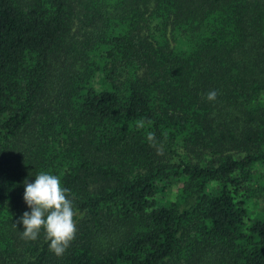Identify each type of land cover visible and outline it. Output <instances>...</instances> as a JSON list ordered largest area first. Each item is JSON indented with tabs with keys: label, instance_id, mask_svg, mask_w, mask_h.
I'll return each instance as SVG.
<instances>
[{
	"label": "trees",
	"instance_id": "16d2710c",
	"mask_svg": "<svg viewBox=\"0 0 264 264\" xmlns=\"http://www.w3.org/2000/svg\"><path fill=\"white\" fill-rule=\"evenodd\" d=\"M263 165L264 0H0V264H264ZM41 171L60 256L15 225Z\"/></svg>",
	"mask_w": 264,
	"mask_h": 264
},
{
	"label": "clouds",
	"instance_id": "9594fccd",
	"mask_svg": "<svg viewBox=\"0 0 264 264\" xmlns=\"http://www.w3.org/2000/svg\"><path fill=\"white\" fill-rule=\"evenodd\" d=\"M209 101H215L216 91L206 94ZM143 120L137 121L138 128H144ZM148 141L155 146L154 133H147ZM162 154V150L158 151ZM73 197L61 183L59 176L41 171L34 182L24 181L23 200L30 211H25L16 221L22 224L21 238L35 241L43 230L49 250L55 255H62L75 239L77 226V210L74 208ZM82 218V215H81Z\"/></svg>",
	"mask_w": 264,
	"mask_h": 264
},
{
	"label": "rangeland",
	"instance_id": "374dc122",
	"mask_svg": "<svg viewBox=\"0 0 264 264\" xmlns=\"http://www.w3.org/2000/svg\"><path fill=\"white\" fill-rule=\"evenodd\" d=\"M259 171L264 175V165L260 168ZM262 208H264V207H263V204L259 207V209L262 210Z\"/></svg>",
	"mask_w": 264,
	"mask_h": 264
}]
</instances>
